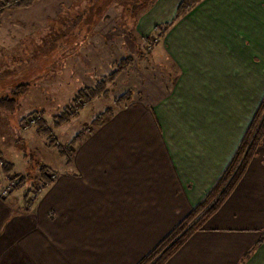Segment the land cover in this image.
<instances>
[{"label": "crops", "instance_id": "obj_1", "mask_svg": "<svg viewBox=\"0 0 264 264\" xmlns=\"http://www.w3.org/2000/svg\"><path fill=\"white\" fill-rule=\"evenodd\" d=\"M181 1L168 11L157 0L135 34L170 23ZM71 4L38 0L0 24L44 29ZM161 39L138 72L144 84L122 92L131 103L60 156L31 204L27 184L0 197V264H137L214 187L264 97V0H201ZM165 264H264V135L228 198Z\"/></svg>", "mask_w": 264, "mask_h": 264}, {"label": "rangeland", "instance_id": "obj_2", "mask_svg": "<svg viewBox=\"0 0 264 264\" xmlns=\"http://www.w3.org/2000/svg\"><path fill=\"white\" fill-rule=\"evenodd\" d=\"M95 1L71 0V7L62 6L54 18H48L50 22L44 29L36 31L34 23L22 22L18 17L13 20L18 26L24 28V32H9L6 29L9 17L1 22L0 98L9 94L12 89L9 87H13V83H27L30 89L27 94L22 96L19 107L12 116L1 115L0 118V161L4 163L2 165L3 175L14 176L18 179L25 177L27 170L35 168V165L29 164L31 162H28L29 160L24 157L33 159V162L40 160V163L47 169L48 178L51 179L57 175L58 168L62 166L60 165L62 158L58 155L56 147L67 148L66 144L79 133L84 136L91 133L93 130L92 121L108 108L113 109L114 114L119 112V108L115 109L117 105L115 100L126 89H131L135 93L138 87L144 84L140 74L144 76L147 74L145 71L149 70L145 63L149 58H155L160 54L159 44L162 35L159 37V30L155 31V26L147 36L134 32L135 24L141 15H137L139 11L137 9L136 15L133 17L130 3L136 5L138 0L119 1L122 4L104 0L109 5V7H105L109 8L107 21L99 24L95 34L90 33L87 28L92 27V24H87L85 10L89 2L94 4ZM168 1H171L170 4L168 3L167 9L170 11L169 5L173 6L177 0ZM19 9H6L5 12ZM3 14L0 16L1 18L4 16ZM160 17L158 16V19ZM168 23L160 22L156 26H165ZM20 32L22 36H20ZM121 33L124 36V42H120ZM141 35H145V39H141L139 37ZM104 41L106 42L104 43ZM105 51L108 52L107 58H105ZM122 54H124L123 59L138 58L140 60L137 62V59L136 62L131 63V67L125 72L124 77L123 73L120 74L121 77L120 75L117 77L113 90L108 87V90H111L110 95L99 97L83 106V109L68 123L54 129L53 135L57 143L54 147L49 148L47 140L35 131L32 121L33 113L42 114L44 120L51 124L53 116L70 106L79 90L91 87L100 79L108 76L116 68V64L121 61ZM157 58H161V56ZM112 61L116 62L115 65H112ZM36 63L43 64L42 69L47 71L45 76L37 77L39 73H36ZM24 67L30 68L20 71ZM17 71H20L22 78H19ZM148 75L152 80L158 76L150 71ZM156 80L158 81L157 78ZM133 95L135 96V94ZM8 164H10L11 170L4 173V167L6 168ZM28 183L30 187H40L43 181L34 179ZM23 186L21 189L26 188V182Z\"/></svg>", "mask_w": 264, "mask_h": 264}, {"label": "trees", "instance_id": "obj_3", "mask_svg": "<svg viewBox=\"0 0 264 264\" xmlns=\"http://www.w3.org/2000/svg\"><path fill=\"white\" fill-rule=\"evenodd\" d=\"M37 0H0V16L5 12L6 9H19L30 7ZM122 0H112L115 4H122ZM156 0H138L136 5L131 4V10L133 17L136 15L135 11L138 9L137 15L143 11L150 9ZM201 0H182L181 3L176 8L174 21L166 24L165 26H155L154 30H159V37L163 36L166 29H168L176 20L184 16L186 13L191 11ZM109 7L104 0H96L94 4L89 2L85 13L87 15V24H92L87 28L90 33L95 34L98 30V26L101 22L108 18ZM91 9V10H89ZM143 10V11H142ZM141 11V12H140ZM107 21V20H106ZM75 23V22H74ZM95 27L93 28V24ZM124 33V32H123ZM70 38V35H68ZM58 60V59H57ZM131 58H125L116 64V68L109 73L108 76L100 79L95 83V85L79 90L77 96L72 100L71 105L67 106L58 115L53 116L51 119V124H49L40 113H33L34 119L33 126L38 135L44 137L47 140V146L49 148L54 147L57 143L55 136L53 135V130L62 127L64 124L68 123L73 117H75L82 109L83 106L92 102L99 97H106L111 94V90L108 87L115 86L117 77L125 73L131 66ZM37 64V71L39 73L37 77L45 76L47 73L46 69H42V63ZM35 64V67H36ZM40 65V66H39ZM32 67V66H30ZM30 67H24L25 71ZM41 67V68H40ZM20 71L19 78H22ZM14 85L9 91V94L0 98V118L1 115L12 116L17 107H19V101L29 92V84L19 83ZM8 90V89H7ZM132 92H126L119 96L115 103L117 102L116 108H124L131 103ZM115 108V109H116ZM114 114V110L108 108L99 116H97L92 121V129H96L102 126L105 121L109 120ZM8 117V116H6ZM264 135V97L254 114L252 121L247 128L239 147L237 148L235 154L230 159L225 170L217 180L211 191L205 196V198L199 203L191 212L179 222L172 231L163 238L156 247L150 251L146 256H144L137 264H165L188 240L191 235L196 231L200 230L205 221L223 204V202L228 198L230 193L233 191L235 186L238 184L242 176L244 175L247 166L249 165L251 159L253 158L255 151ZM84 134L79 133L72 141L67 143V148L64 146H57L56 150L58 155L67 156V153L72 150L75 145L81 142L84 138ZM71 148V150H69ZM27 158L31 162L29 164H34L35 168L32 167L31 170H27L25 177H20L15 186V189H20L26 184L31 188L28 181L38 179V181L44 184H49L52 182V178H48L47 169L40 163V160L33 162V159ZM11 170L10 164L4 167V173ZM48 178V180H47ZM42 183V184H43Z\"/></svg>", "mask_w": 264, "mask_h": 264}, {"label": "built area", "instance_id": "obj_4", "mask_svg": "<svg viewBox=\"0 0 264 264\" xmlns=\"http://www.w3.org/2000/svg\"><path fill=\"white\" fill-rule=\"evenodd\" d=\"M3 164L4 163L0 161V197L5 199L15 190L18 178H15L14 176L3 175ZM53 178H55V176H53L52 179ZM46 186L47 184H42L40 187H31L30 189H28L26 196L27 204H31Z\"/></svg>", "mask_w": 264, "mask_h": 264}]
</instances>
